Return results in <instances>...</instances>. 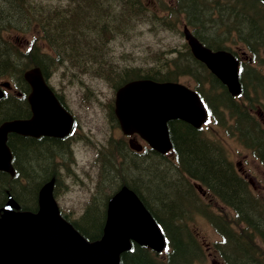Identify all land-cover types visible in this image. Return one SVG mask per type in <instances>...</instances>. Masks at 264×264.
<instances>
[{
  "label": "trees",
  "instance_id": "trees-1",
  "mask_svg": "<svg viewBox=\"0 0 264 264\" xmlns=\"http://www.w3.org/2000/svg\"><path fill=\"white\" fill-rule=\"evenodd\" d=\"M164 6L167 13H172V9L182 13L203 43H217L210 44L212 48H220L219 43H223L221 35H213L212 23L220 24L217 28L223 27L227 37L241 40L254 55L264 45L263 0H175L173 6L168 0ZM148 14L146 0H64L58 2L52 13H47L41 3L36 4L32 0H0V78L11 77L21 90L26 91L28 86L23 83L22 74L33 65L40 66L45 73L51 67H65L76 78L83 73L90 74L103 77L115 86L131 77L175 80L178 75L192 74L202 79L198 82V89L203 90L204 84L210 82V75L205 74V67L193 59L186 46L183 49L172 48L171 52H176V55L167 61L155 54L153 65L146 73L121 67L112 61L109 54L111 40L133 31L137 22L147 18ZM163 21H160L162 26L167 24L170 29H176L180 23L179 19L173 23ZM197 26L203 30L198 31ZM11 31L30 35L27 39L30 44L25 48L12 44L15 42L9 38ZM39 39H44V44L52 51L45 53ZM181 66L184 69L181 70ZM251 72L255 71L252 69ZM244 93L247 95L246 88ZM224 100L236 117L233 134L257 155L260 151L264 162V131L259 122L248 111H239L230 96L229 102ZM14 108L9 103L5 112L13 113ZM170 129L177 163L160 155L149 159L133 155L131 159H125L123 165L124 172H136L133 178H129L128 186L163 224L172 251L161 258L148 247L134 243L130 250L122 253L120 264H199L204 260L196 239L190 234L185 236L180 226L182 218L188 215L189 208L183 205L192 186L183 182L184 175L209 187L232 208L235 223L244 224L237 234L228 227L229 221L219 225L227 240L221 248H229L226 264H264V198L250 191L224 152L204 139L201 131L181 121L172 122ZM15 156L16 163L19 159L21 168L24 167L22 173L26 184L21 183L19 177L10 181L0 179V201L10 191L22 208L32 209L36 202L37 184L39 186L56 176H51L53 157L47 143L31 140L16 148ZM105 175L111 183L98 190L101 194L85 208L82 220L73 224L91 241L101 237L106 219V200L114 192V187L123 182ZM186 184L189 189H186ZM254 238H258L260 244ZM239 251L244 256H239Z\"/></svg>",
  "mask_w": 264,
  "mask_h": 264
},
{
  "label": "water",
  "instance_id": "water-1",
  "mask_svg": "<svg viewBox=\"0 0 264 264\" xmlns=\"http://www.w3.org/2000/svg\"><path fill=\"white\" fill-rule=\"evenodd\" d=\"M185 35L194 55L228 85L233 95L239 94L235 58L224 51L211 52L187 29ZM24 77L32 88L28 101L33 117L0 125V169L12 173V155L6 144L8 132L64 137L73 123L46 85L39 68L26 71ZM116 115L125 134L139 133L161 153L172 147L170 120L182 119L199 128L207 119L205 107L194 91L180 83L148 79L129 82L117 91ZM136 145L132 144L139 148ZM51 186L49 183L41 190L38 214L14 212L11 204L4 209L0 218V264H119V255L129 248L130 239L156 250L163 247L156 223L129 189H122L111 199L104 235L90 243L59 216Z\"/></svg>",
  "mask_w": 264,
  "mask_h": 264
},
{
  "label": "rangeland",
  "instance_id": "rangeland-1",
  "mask_svg": "<svg viewBox=\"0 0 264 264\" xmlns=\"http://www.w3.org/2000/svg\"><path fill=\"white\" fill-rule=\"evenodd\" d=\"M32 2L42 3L45 11L52 13L53 8L58 4L59 0H32ZM146 4L152 11L158 14L162 12V9L159 10L158 5L154 4L153 1L147 0ZM137 24L134 31L126 35H117L115 41H113L111 56L118 59V61H134L136 63H142L144 61L152 62L153 55L159 54L161 50L179 46L183 41L179 33L166 29L154 30L146 18L138 21ZM19 34L17 32L12 37L22 47L25 44V38H29L30 35L18 36ZM39 42L44 43L45 41L44 39H39ZM263 61L264 53L262 51L260 64ZM256 65L264 73V64L259 65L256 63ZM54 73L50 79L51 84L62 95H65L71 108L80 117L81 125L85 126L88 131H85L88 137L85 138L86 143L84 147L77 145L78 149L74 150L70 160H68V165L72 169L71 174L73 180L65 184L66 188L57 197L62 208L66 212H71L70 217H76L82 212L85 203L90 201L91 194H101L97 187H103V185L105 186L111 183L105 174L112 180L122 181L125 178H133L135 171L128 170L124 172V168L122 170L120 165V159L114 158L113 162L117 165L118 169L115 172L111 168L110 172H108V166L106 168L105 165L106 158L103 159L105 147L101 151L100 163L97 162V164H94V146L100 143H106V138L109 135L108 126L103 117L105 114L103 110L108 107V100L112 92L110 86L112 85L105 80L90 76L85 77L82 81L70 82L67 80L66 83L64 81L66 80L65 75L61 70H56ZM180 81L190 86H195L196 84L194 78L190 76H182ZM82 95H87V99L85 98L87 103L82 102ZM255 104L257 108L253 111L254 115L258 118L259 111L264 112V97H260L259 101ZM215 112L219 115L218 111ZM220 113L227 115L229 112L224 113L220 111ZM202 132L206 134L207 138L215 141L225 149L227 156L237 168L245 170L244 174H246L247 180L249 179L251 181L253 192L261 196V198H264V165L254 158L252 152L242 146L235 137L230 136L226 128L215 122L213 118L205 125ZM114 135L118 137V132H115ZM142 178L145 180V177L142 176ZM116 181L114 182L116 183ZM204 201L208 202V198H204ZM214 210L216 213H219L220 209L215 207ZM188 229L204 246L208 256V264H224L228 254L226 253L221 257L217 251L212 250L213 246L221 241V237L207 218L203 215H195L193 219H189ZM254 240L260 244L258 238H254ZM238 253L239 256H244V253L240 254L242 251Z\"/></svg>",
  "mask_w": 264,
  "mask_h": 264
},
{
  "label": "flooded vegetation",
  "instance_id": "flooded-vegetation-1",
  "mask_svg": "<svg viewBox=\"0 0 264 264\" xmlns=\"http://www.w3.org/2000/svg\"><path fill=\"white\" fill-rule=\"evenodd\" d=\"M30 116L31 115H30V112H29L22 118L26 119V118H29ZM76 132H77V135L75 137L71 136V137H68L67 139H57V138L46 137V136H41L40 138H34V137H30V136H21V135H19L17 137L16 141H15V145L17 146V148H19V146L21 144H23L26 140H31V141H35V142H42V143L48 141L49 142V148L51 149L50 155H51V157H53V159L51 158L52 159L51 160V167L53 169L54 166H55V154H54L55 145H54V143L55 142H60V143L67 144V146H65V150H67V153H68V151H70V149H71L70 143H72V138L76 139L77 137H82L83 136V132L81 130V126H77V128L74 131V133H76ZM14 164H15V168L16 169L19 168L21 170V172L24 171L23 170L24 167L21 168L22 165H21L19 159H17V165H16V161H15ZM1 175L5 177V181L6 180L9 181L8 178L6 177L7 175H9L7 172L0 171V176ZM2 206H3L2 203H0V209L2 208ZM0 213H1V210H0Z\"/></svg>",
  "mask_w": 264,
  "mask_h": 264
}]
</instances>
